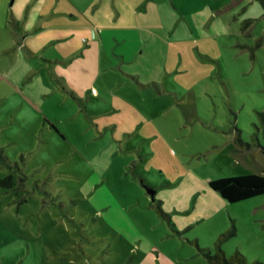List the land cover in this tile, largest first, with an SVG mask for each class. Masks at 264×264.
<instances>
[{
	"label": "rangeland",
	"instance_id": "obj_1",
	"mask_svg": "<svg viewBox=\"0 0 264 264\" xmlns=\"http://www.w3.org/2000/svg\"><path fill=\"white\" fill-rule=\"evenodd\" d=\"M11 1L0 74L40 111L0 82L25 184L0 183V264H220L219 239L264 264V194L209 185L264 171V0Z\"/></svg>",
	"mask_w": 264,
	"mask_h": 264
},
{
	"label": "trees",
	"instance_id": "obj_2",
	"mask_svg": "<svg viewBox=\"0 0 264 264\" xmlns=\"http://www.w3.org/2000/svg\"><path fill=\"white\" fill-rule=\"evenodd\" d=\"M4 80L0 76V81ZM56 129V128H55ZM0 155L3 160L9 161V157L0 148ZM0 183L11 189L25 187L23 180L20 181L12 173L0 180ZM209 185L218 191L223 198L230 202H239L251 197L264 194V171L262 173H247L237 176H226L215 178L209 181ZM221 239L216 241L217 255L213 260L220 264H249L247 257L240 251H236L230 256L220 247Z\"/></svg>",
	"mask_w": 264,
	"mask_h": 264
},
{
	"label": "crops",
	"instance_id": "obj_3",
	"mask_svg": "<svg viewBox=\"0 0 264 264\" xmlns=\"http://www.w3.org/2000/svg\"><path fill=\"white\" fill-rule=\"evenodd\" d=\"M13 1H14V0L11 1V5H13ZM71 2H72L73 4H75L79 9H82V8H84L85 5H87L88 0H71ZM0 5H1V12L4 13V17L6 16V18H7V22H8V23H11L13 26L15 25L16 28H20L21 25L18 24L19 21H18V19H17V17H16V16H18V15H17V9L15 8V6H14V7L11 6V8H10L9 0H1V1H0ZM32 9H33V7L29 9V15H31V13H32ZM11 17H12V19H11ZM34 20H35V19H34ZM35 21H36V20H35ZM23 26L26 27V26H27V23H24ZM26 32H27L26 30L23 31V39H24V40L26 39L25 42L28 43L29 35H27ZM52 35H53V34L49 33L48 36H52ZM59 36H61V37H60L61 39H63V38H67V37H65V36L63 35V33H60ZM41 39H42V38L40 37V35H36V37L34 38L33 42L36 44V40H39V41H40ZM0 76L4 79V80H2V81H0V82H5V83H7V84H10V82H9V81H8L3 75L0 74ZM10 86H11L13 89H15L16 91H18L19 93H21L23 102H26L27 105H29L30 107L34 108L35 110L38 109L37 105H36V104H35V103H34L29 97H27V96L23 93V91H21L19 88H17L16 85L13 86L12 84H10ZM26 103H25V104H26ZM38 111H40V110L38 109ZM45 119H46V120H49V118H48L47 116H45ZM52 126H53V125H52Z\"/></svg>",
	"mask_w": 264,
	"mask_h": 264
}]
</instances>
